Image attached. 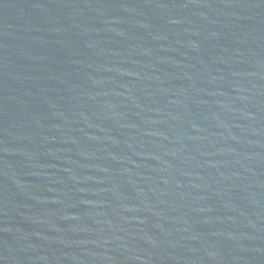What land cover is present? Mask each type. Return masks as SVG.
I'll return each mask as SVG.
<instances>
[{"label": "water", "instance_id": "1", "mask_svg": "<svg viewBox=\"0 0 264 264\" xmlns=\"http://www.w3.org/2000/svg\"><path fill=\"white\" fill-rule=\"evenodd\" d=\"M0 264H264V0H0Z\"/></svg>", "mask_w": 264, "mask_h": 264}]
</instances>
